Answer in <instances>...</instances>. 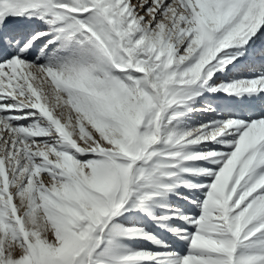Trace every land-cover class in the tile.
I'll return each instance as SVG.
<instances>
[{"label": "snow or ice", "instance_id": "6c2138e0", "mask_svg": "<svg viewBox=\"0 0 264 264\" xmlns=\"http://www.w3.org/2000/svg\"><path fill=\"white\" fill-rule=\"evenodd\" d=\"M0 264H264V0H0Z\"/></svg>", "mask_w": 264, "mask_h": 264}, {"label": "bare ground", "instance_id": "6f19581e", "mask_svg": "<svg viewBox=\"0 0 264 264\" xmlns=\"http://www.w3.org/2000/svg\"><path fill=\"white\" fill-rule=\"evenodd\" d=\"M204 118H205V117H203V116H199V115L196 116V119H197V120H201V119H204Z\"/></svg>", "mask_w": 264, "mask_h": 264}]
</instances>
